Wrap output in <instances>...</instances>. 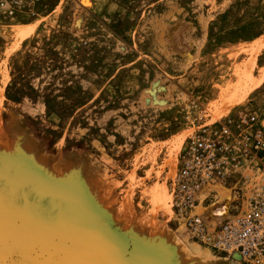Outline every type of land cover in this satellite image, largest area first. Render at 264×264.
<instances>
[{"label": "rangeland", "instance_id": "obj_1", "mask_svg": "<svg viewBox=\"0 0 264 264\" xmlns=\"http://www.w3.org/2000/svg\"><path fill=\"white\" fill-rule=\"evenodd\" d=\"M228 119L263 145L180 211L181 158ZM262 186L264 0L0 7V264H241L187 222Z\"/></svg>", "mask_w": 264, "mask_h": 264}, {"label": "built area", "instance_id": "obj_2", "mask_svg": "<svg viewBox=\"0 0 264 264\" xmlns=\"http://www.w3.org/2000/svg\"><path fill=\"white\" fill-rule=\"evenodd\" d=\"M20 3L21 0H0V7H18ZM254 121V116L241 117L239 126L247 128ZM232 127L237 128L228 119L217 131L204 127L193 137L172 182L174 203L180 211H192L207 184L228 179L241 166V159L255 157L254 151L263 145L259 132L251 138L235 133ZM249 201L241 214H226L220 219L213 216L212 220L207 215H195L187 227L194 238L224 257L238 255L241 264H264V186Z\"/></svg>", "mask_w": 264, "mask_h": 264}, {"label": "bare ground", "instance_id": "obj_3", "mask_svg": "<svg viewBox=\"0 0 264 264\" xmlns=\"http://www.w3.org/2000/svg\"><path fill=\"white\" fill-rule=\"evenodd\" d=\"M83 2H85V4H86V0H83ZM226 213V211L224 212V208L223 209H220V210H216L214 213H213V216H216V217H221L223 214H225ZM210 219H212V218H214V217H212V216H208ZM191 245H190V247H192V246H194V248L195 249H201V250H203L202 251V253H207V252H209L210 250L209 249H207L206 247H204L205 245H203V244H195V243H190ZM203 247V248H202ZM25 248V247H24ZM23 248V251H25L26 249H24ZM209 250V251H208ZM23 251L21 252L22 254H25V253H23ZM20 252V251H19ZM19 255V254H18ZM232 258H235V259H237V260H240V258H239V256L238 255H234ZM219 263L221 264V261H219ZM59 264V263H58Z\"/></svg>", "mask_w": 264, "mask_h": 264}]
</instances>
